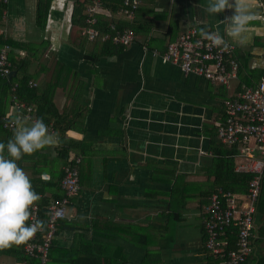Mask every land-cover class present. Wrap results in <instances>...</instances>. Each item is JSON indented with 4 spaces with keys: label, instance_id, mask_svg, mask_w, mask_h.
<instances>
[{
    "label": "crops",
    "instance_id": "obj_1",
    "mask_svg": "<svg viewBox=\"0 0 264 264\" xmlns=\"http://www.w3.org/2000/svg\"><path fill=\"white\" fill-rule=\"evenodd\" d=\"M85 3L8 0L0 23V32L11 40L37 44L29 71L37 78L31 84L59 81L53 103L57 116L67 120L64 131L46 124L57 139L54 146L17 162L40 196L36 204L48 205L62 194L63 167L73 156L81 157V189L58 222L54 264H223L205 246L204 210L214 192L224 191L217 186L229 170L227 160L233 159L232 168L239 171L237 149L219 139L217 124L224 111L226 120L224 87L233 97L264 79V0L251 10L255 18L248 43L235 44L232 57L242 71L230 86L185 73L163 53L170 40L191 27L225 36L222 22L234 8L214 16L204 10L207 0H142L128 19L119 13L121 6L115 12L103 6L100 14L114 23L140 27H131L134 42L120 45L81 34L88 24L77 21L75 9L84 5L85 15ZM24 107L13 104L7 116L36 120L33 107L28 112ZM8 128L11 133L0 138L13 137L14 127ZM66 151L67 162L61 156ZM246 194L235 193L239 206ZM255 216L254 249L245 264H264V213L258 210ZM236 236L231 231L223 238L227 248ZM29 263L0 256V264Z\"/></svg>",
    "mask_w": 264,
    "mask_h": 264
},
{
    "label": "built area",
    "instance_id": "obj_2",
    "mask_svg": "<svg viewBox=\"0 0 264 264\" xmlns=\"http://www.w3.org/2000/svg\"><path fill=\"white\" fill-rule=\"evenodd\" d=\"M141 3L142 0H123L118 11L128 19H133ZM102 10V0H90L85 10L88 25L81 34L92 40L100 38L123 45L134 42L136 34L131 28L116 29L114 33L101 32L96 24L97 15ZM110 27L115 30V24ZM206 32L214 33L200 31L198 27H191L180 33L168 42L163 56L178 63L185 73L200 75L214 84L230 86L232 80L238 78L239 63L232 57L236 45L230 42L228 50L216 47L204 35ZM10 48V45L6 44L0 49L2 76H8L12 71ZM15 88L14 86L13 90ZM15 104L21 107L16 101ZM225 110V122L218 123V137L225 145L237 149L236 170L251 173L253 176L249 181L246 203L243 206H239L237 196L231 191L220 190L210 196V202L204 210L205 246L213 255L222 258L223 264H245L254 249L255 215L259 210L264 181V79L257 85L244 86L233 97L226 99ZM13 121L6 120L5 126L14 127ZM80 162V156H73L64 166L61 179L64 192L62 197L53 199L46 206L44 230L37 232L34 238L24 245L26 253L38 259L37 264L49 263L57 223L66 217V209L72 197L81 189L80 172L76 165ZM30 211L29 224L41 220L40 205L35 203ZM231 225L237 227L236 247L227 248L228 241L221 235L225 228Z\"/></svg>",
    "mask_w": 264,
    "mask_h": 264
},
{
    "label": "clouds",
    "instance_id": "obj_3",
    "mask_svg": "<svg viewBox=\"0 0 264 264\" xmlns=\"http://www.w3.org/2000/svg\"><path fill=\"white\" fill-rule=\"evenodd\" d=\"M257 0H207L204 10L216 15L235 9L224 23L225 36L218 32L204 33L214 46L228 50L230 42L241 47L249 40L252 9ZM14 134L7 144L0 143V250L28 244L37 232L44 230V222L29 224L31 208L40 196L34 190L29 175L18 166L24 155H32L45 147L54 146L56 137L49 132L43 119L31 123L17 118L13 121Z\"/></svg>",
    "mask_w": 264,
    "mask_h": 264
},
{
    "label": "trees",
    "instance_id": "obj_4",
    "mask_svg": "<svg viewBox=\"0 0 264 264\" xmlns=\"http://www.w3.org/2000/svg\"><path fill=\"white\" fill-rule=\"evenodd\" d=\"M89 1L90 0H86L85 5L89 3ZM102 1H103V6L109 7L112 12L117 11L123 3V0H102ZM6 4L7 2H5L4 0H0V23L3 21V16L5 15ZM83 6L82 5L81 7L77 6L75 9L76 14L78 16L77 21L80 22L82 26L85 25V20H86L85 19L86 14L85 15L82 14ZM46 13L47 12L45 10L41 11L40 13L39 18H40L41 26H44L45 22L42 23L41 20L42 21L45 20ZM97 16H98V22L96 24V27L101 32L114 33L116 29L124 30L126 28H131V27L135 29L140 28V27H136L133 23L129 21H121V23L118 25L114 23V20L112 19L111 16H103L101 14H98ZM111 24H115V30L110 27ZM6 44H9L11 47L9 50V58L12 63L11 68L12 70L17 71V73H14L8 76H2L0 72V133L9 134V132L12 131L10 130V128L5 126V121L9 119L11 120L12 118H14V116H11V115L8 117L7 114L9 112L10 107L13 106V104H15V101L18 102L19 104L21 103L25 104V107L23 108L25 112L29 111L28 110L29 106L33 107V109H31L30 111H32V114L34 117H36L37 119L42 118L45 124L52 122V124H54L55 129L59 131H64L67 128V123H66L67 120H65L66 118L61 120V118L57 116L56 114L57 109L53 103L54 90L58 86L59 81L56 82L53 80L54 81L53 83V81L50 80L44 85L42 84L33 85L34 83L31 84V82H35L37 78V76L34 73L29 72L32 62H35L36 60V47H38L37 44L32 43V42L23 43L20 41L11 40L9 37L5 36L3 33L0 32V49ZM120 45H123V44H120ZM107 47H109V45H107ZM22 49L26 50L28 54L25 56H21L19 51ZM233 54L235 56V52ZM240 70L238 71V74L241 73ZM254 78H255V75H252V79ZM243 80L244 79L241 78L242 82ZM14 86L16 88L13 90ZM240 88H241V83L240 84L238 83L237 90ZM226 94H227V91L224 87L222 96L226 99L231 98V97H228ZM14 95L16 96V98H13ZM6 116L8 117V119H6ZM224 118H225V111H224V116H222L221 118L222 121H220L219 123H223V120H225ZM65 123L66 125L64 126ZM217 129H218V124H217ZM6 141L8 142L7 138L5 139L0 138V143H5ZM7 142L5 144H7ZM221 146L222 145L220 144L219 147ZM220 149L221 151H223V148H220ZM229 152H233V150L230 149ZM67 155H68L67 151L66 153L63 152V154L61 155L64 158L65 162H67V158H68ZM227 161L226 162L228 163V165H230L229 170H227V172H223V177L219 178L217 187H221L224 191H231L233 193L246 194L248 192L249 181L253 175L251 173L236 172L232 168L233 159L232 160L228 159ZM72 163H74V161H72ZM80 164L81 162L76 164L77 167L79 168V172H80ZM63 175H64V167H63V171L61 172V175L59 178L60 187H61V179ZM63 193L64 192L62 190V194L56 195V198L57 199L61 198ZM39 204L41 206V220L40 221H43L45 225L44 212L47 206V202L41 201L39 202ZM259 211L264 213V181H263V189H262L260 202H259ZM57 228H58V223H57ZM231 231H235V233L237 234V227L232 226V225L230 227H226L221 237L225 238V236H228V234ZM56 233H57V230H56ZM233 235L235 237V234ZM40 236L41 235L39 234V237ZM236 241H237V238H236ZM236 241L234 238H232L230 241L229 247L230 248L235 247ZM54 244H55L54 241H52L50 253H49L50 260L48 264H54V251H53ZM5 254L9 256H14L16 260H18L19 262H23L24 260H26L30 262L29 264L38 263V259L33 258L31 255L26 253L24 245L13 246L8 249L0 250V256L5 255ZM96 254L92 250V256H93L92 259H95V256L97 257ZM97 261L98 260L96 261L92 260V264H99Z\"/></svg>",
    "mask_w": 264,
    "mask_h": 264
},
{
    "label": "water",
    "instance_id": "obj_5",
    "mask_svg": "<svg viewBox=\"0 0 264 264\" xmlns=\"http://www.w3.org/2000/svg\"><path fill=\"white\" fill-rule=\"evenodd\" d=\"M14 73H16V71H15V70H12L11 73H10V75H11V74H14Z\"/></svg>",
    "mask_w": 264,
    "mask_h": 264
}]
</instances>
